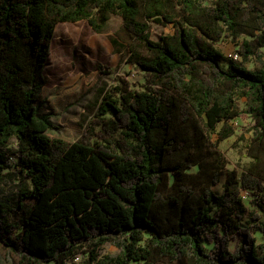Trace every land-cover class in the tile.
Instances as JSON below:
<instances>
[{
	"label": "trees",
	"instance_id": "1",
	"mask_svg": "<svg viewBox=\"0 0 264 264\" xmlns=\"http://www.w3.org/2000/svg\"><path fill=\"white\" fill-rule=\"evenodd\" d=\"M205 1L0 0V185L20 188L15 205L0 199L7 264H264V0ZM114 15L147 51L130 61L149 86L104 95L77 140L51 136L61 126L42 91L57 24L101 32ZM151 21L173 33L150 38ZM224 37L261 66L225 56ZM247 116L251 160L228 169L212 136ZM105 243L119 251L101 255Z\"/></svg>",
	"mask_w": 264,
	"mask_h": 264
},
{
	"label": "rangeland",
	"instance_id": "2",
	"mask_svg": "<svg viewBox=\"0 0 264 264\" xmlns=\"http://www.w3.org/2000/svg\"><path fill=\"white\" fill-rule=\"evenodd\" d=\"M211 2L206 0L205 4ZM150 26V38L154 40H158L161 35L173 33L172 24L164 26L151 21ZM121 27L122 20L117 15L112 16L101 32L95 31L86 19L57 24L51 55L45 68L47 81L42 91V99L46 100L43 111L51 112L53 120L61 126L59 130H51V136L68 141L77 140L83 134L86 123L93 118L104 95L143 91L149 86L148 73L130 61L133 51L143 54L147 51L143 45L133 43ZM216 46L229 58L238 52L237 43L230 37H224ZM262 50L264 52V48ZM237 60L247 69L261 66V62L256 59L244 62L240 55ZM232 124L234 135L223 141H218V137L213 135L212 142L217 143L224 154L226 167L241 171L251 160L246 154V146L254 133L255 121L250 116L239 117L233 119ZM10 147L16 149L15 140ZM226 180L227 173H224L220 183L215 186L217 192H221ZM19 192V180L16 177H8L0 185V199L12 206L16 204ZM242 195L250 210L255 209V205L250 204L255 197L247 191H243ZM256 235L258 241L262 242L263 235L260 232ZM118 251L111 243H105L100 248L101 255ZM88 255L83 253L78 263ZM15 260L19 263L18 258ZM0 264H7L6 250L1 246ZM160 264L181 263L166 260Z\"/></svg>",
	"mask_w": 264,
	"mask_h": 264
},
{
	"label": "built area",
	"instance_id": "3",
	"mask_svg": "<svg viewBox=\"0 0 264 264\" xmlns=\"http://www.w3.org/2000/svg\"><path fill=\"white\" fill-rule=\"evenodd\" d=\"M238 57H239V54L237 53V54H235L234 56H233V58L235 59V60H237L238 59Z\"/></svg>",
	"mask_w": 264,
	"mask_h": 264
}]
</instances>
